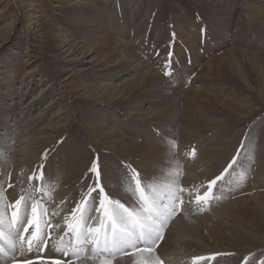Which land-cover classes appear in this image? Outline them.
I'll use <instances>...</instances> for the list:
<instances>
[{"label": "bare ground", "instance_id": "1", "mask_svg": "<svg viewBox=\"0 0 264 264\" xmlns=\"http://www.w3.org/2000/svg\"><path fill=\"white\" fill-rule=\"evenodd\" d=\"M193 1L195 8H200L197 20L182 11L166 18L157 11L154 0L70 1L73 8L70 24L78 26V31L71 29L72 25L60 28L59 50L61 55L70 56V60L91 56L84 69L94 70V75L91 79L87 77L81 88L85 96L102 103L99 109H93V116L84 123L86 139L75 149L71 145L65 146L62 141L69 127L64 117L68 120L69 114H65L61 107L49 116L44 111L46 105L35 112L32 100L26 103L14 96L9 105L0 106V179L5 182V195L10 202L22 194L21 183L28 184V177L43 164L45 175L60 181L47 207L49 211L57 206L63 209L52 220L53 224L62 223L63 217L79 201L81 187L93 182L94 177L87 170L91 154L89 143L90 147L95 143L98 145L96 160L102 165L100 182L109 195L124 202L118 185L127 171L126 165L135 168L141 177L163 178L162 167H174L176 160L181 161L183 147L179 139L185 132L181 131V125L186 131L191 129L190 134L196 139H201L190 142L191 148L202 147L203 132H210L229 120L239 121L258 113L264 106L261 35L256 33L253 36L252 32H241L240 35L235 30V38H238L232 36L228 43L225 41V50L217 53L212 51L216 50L217 43L211 40V31L225 28L227 21L245 30H264V0ZM208 24L211 27L209 32L204 28ZM256 36H260L259 39ZM204 43L212 47L203 51ZM136 47L156 56L141 57L135 52ZM185 50H189L190 55ZM167 61L184 65L185 73L177 75L182 80L176 81L174 76L175 80L171 79L172 76L164 78L163 69L157 71L154 68L159 64L162 68ZM195 66L200 70L193 75ZM204 74L206 83L202 81ZM56 100L52 105L56 106ZM16 105L22 110L19 114L15 111ZM119 105L124 108L117 112L115 108ZM155 127L161 132L153 130ZM249 133L251 140L244 149L237 147L243 141L237 133L234 139L226 137L223 150L205 148L202 156L213 163L214 158L227 156L228 162L239 150L240 163L235 170L238 171L241 165L247 168L250 163L247 157L253 146H258L256 140L264 133V126L255 123ZM167 139H174L177 143L174 158L168 155ZM257 158L259 161L261 155ZM204 165L200 161L190 164L199 170ZM256 169L253 176L249 174L239 185L241 190H238L239 186H234L233 190L232 185L218 182L224 197L212 201L204 215L189 217L182 214L173 220L157 248V254L165 264H215L210 259L215 252L264 246V163ZM185 175L181 179L188 180L187 185L214 177L204 176L202 172ZM195 178L199 180L193 181ZM217 195L221 194L217 192ZM184 196L186 200L190 199L187 193ZM38 197L48 199L47 193H39ZM61 201L65 203L61 204ZM62 231L53 233V236L62 234ZM195 257L207 259L193 260ZM15 260L16 264H27L28 261L41 264L42 260H60L68 264L71 257H63L46 248L40 253H17ZM0 264H5L3 258H0ZM7 264H13L12 258L7 259ZM72 264L84 262L73 260ZM114 264H133V261L125 256Z\"/></svg>", "mask_w": 264, "mask_h": 264}, {"label": "snow or ice", "instance_id": "2", "mask_svg": "<svg viewBox=\"0 0 264 264\" xmlns=\"http://www.w3.org/2000/svg\"><path fill=\"white\" fill-rule=\"evenodd\" d=\"M168 55L171 57L172 53ZM170 66V61L165 62V69H170ZM164 75L171 76L172 73L167 70ZM250 140V133H246L241 142V149H244ZM165 143L168 145V155L174 158L177 153L176 141L167 139ZM185 155L195 158L196 151L193 149ZM240 155L238 150L237 155L220 175L206 184L191 188L181 184L184 173L178 160L175 161L174 167L161 168L163 178L141 177L135 168L126 165L127 171L118 185L124 202L106 192L100 182L97 162L93 161L89 168V173L94 177L93 182L86 189L81 187L79 201L63 217L62 223L58 224H53L52 220L59 216L63 209L57 206L49 211L47 204L58 190L60 181L46 176L43 164L28 177V184L21 183L22 194L12 202L5 195L4 180L0 179V258L5 260V264L8 258H12L13 264H16L17 253H40L48 248L63 257H71L68 264H72L73 260L84 264H114L125 256L132 260L133 264H165L157 254V248L176 216L186 215L189 209L193 213L204 212L212 201L222 198L223 189L218 182L239 186L248 178L251 164L255 160V150L253 148L247 157L250 161L248 167L241 165L236 171ZM225 174H228L227 180ZM87 175L88 173L85 174L86 177ZM34 181L37 184H34ZM8 186L11 187V184ZM204 188L206 190L201 192ZM217 192L221 195H217ZM39 193H47L48 199H40ZM185 193L190 199H185ZM60 203L64 204L65 201ZM61 229L62 234L53 236V233L60 232ZM205 259L207 258H193ZM247 259L248 257H245V260ZM27 264L33 262L28 261ZM41 264L63 262L42 260Z\"/></svg>", "mask_w": 264, "mask_h": 264}, {"label": "rangeland", "instance_id": "3", "mask_svg": "<svg viewBox=\"0 0 264 264\" xmlns=\"http://www.w3.org/2000/svg\"><path fill=\"white\" fill-rule=\"evenodd\" d=\"M70 1L79 0H0V106H2L3 104L6 106L9 105L10 102H13L11 101V98L14 96L17 100L23 99L22 101L26 103L32 100V104H35V112H37L39 108H42L46 105V109H44V111H46L49 116L55 114L56 110L61 107V110H63L65 114H69L68 120L66 117H64L66 123H69V127L67 129L66 134H64L62 141L65 142V146L71 145L73 149H75V147L78 146V143H81L86 139V130L84 129V123L93 116L94 108L99 109L102 101L94 100L90 96H85L84 91L81 88L82 84L86 82L84 80H86L87 77H90L89 79H91V77L94 75V70L84 69L86 65L85 63L89 61L91 56L82 57L79 60H70V56L61 55L59 50L60 41H58V37L60 35V28H65L67 25H72L70 24V17L72 16L73 8H71ZM154 1L157 3V11L166 18H170L171 16H173L174 13L182 11L186 15H191L192 19L197 20L198 13H200V8H195V2L193 0ZM32 15L36 16L33 17ZM204 28L208 30V32L211 30L210 24L205 25ZM71 29L78 31V26L72 25ZM235 30H237L240 35L241 32L242 34H246V32H252L253 36L256 33H259L261 35L259 42L262 41L261 45L264 46V38H262V36L264 37V35H262L264 34L263 29L245 30L242 29L240 26L236 27L232 22L227 21L225 28H218V32H216L215 30L211 31V40L217 43L216 50L212 49V51L214 50L217 53L223 52L227 47L225 41H227L228 43L231 38H238H235ZM204 36V39H206V35ZM256 37L259 39L260 36ZM204 47L205 48L201 50L207 51L208 47L212 46L211 44H209L208 46L207 43H204ZM136 49L135 52L141 57L145 58L146 56H156L155 54H152L150 51H146L143 48L136 47ZM174 51L176 50L174 49ZM185 52L190 55L189 50H185ZM185 52L182 55H185ZM150 65L154 66V64ZM160 66L161 64L157 65V67L154 68L157 69V71L159 69H163L161 72H163L162 75L164 78L166 77L164 75V71L170 70L172 73L171 79H174L175 77L177 79L176 81L182 80L178 79L177 75L180 76V74L185 73L186 70L185 67L182 68L184 65H174V63L172 62L170 69H165L164 66L160 68ZM193 69V75H195V73L199 72L200 67L195 66L193 67ZM203 78L204 80L202 81H205L204 83H206L207 78L205 74ZM186 80L187 79L183 80L182 83H184ZM3 94H5L4 100L2 97ZM52 98L53 102L54 99H57L56 106L52 105L53 102L49 104L48 101H51ZM122 108H124V105L116 106L115 111L120 112V109ZM15 111L19 114L22 110H20V108H18V105H16ZM255 123L259 124V126H264V106L259 108L258 113L254 117L245 118L239 121H236L234 119L229 120L225 122V124L216 127L210 132L207 131L209 135L207 134V132H203V146L201 147L200 145H198L197 147H192L197 152V156L195 158L188 157L185 155V153L192 151L190 142H194L196 140L201 141V139H196L195 136H192L190 134L191 129H187L186 131L185 127L181 125V131H185L183 132L184 135L183 133H181L182 137H180L179 139V142L180 144H182L183 147V149H181L183 156L181 157V161L179 162V164L182 166L183 169H186L183 170V175L186 174L185 176H192V173L194 172H202L204 176H214L212 177V179L220 175L219 173L223 172V170L228 166L232 159L227 162V156L223 158H214L213 160H215V163L217 162L216 165L215 163H213V160V162H211L210 160L204 159V156H202V152L205 153V148L211 149L212 151L223 150V145L225 143L224 140H226V137L234 139L237 133L240 134V138L244 140L245 134L249 133L252 130V126ZM153 130H155L157 133L161 132L156 127ZM188 132L189 134H187ZM213 134L216 135L214 136ZM263 134L264 133H262V136H260V138H257L256 140L258 146H253L255 150V160L254 163L251 164V171L249 173L251 176H253L256 172V167H259L260 163H264ZM97 146L98 145L95 143L93 146L90 147L89 143V149L91 151V154L88 158V171L92 165V162H97ZM219 146L221 147L219 148ZM237 147L239 148V150H241V143L238 144ZM106 150H108L109 152V149ZM106 150L104 148V151ZM236 155L237 154H235L234 156ZM260 155L261 162L260 160H257V156ZM41 157L43 158V155ZM198 157L201 160H199ZM193 161H200L203 165L205 164L202 170L191 167L190 164ZM211 164L215 167H211ZM97 166L100 171L102 167L101 163L97 162ZM189 167H191V169ZM205 169L206 172H204ZM26 171V169L23 170L25 175H27ZM232 171L233 170H230V172ZM90 176H92L91 173ZM225 176L228 177V174H225ZM196 179L198 178L192 180L196 181ZM190 180L191 179H189V182ZM211 180L202 179L199 180L200 182L197 181L196 184L193 183L191 185H187L186 182L188 180L186 181L184 179H181V182H183L181 184L183 187H185L184 185L186 183L187 188H191L192 186L201 185L204 183L206 184L207 181ZM82 187L86 189L88 186ZM231 189L234 190L233 185ZM241 189L242 187L239 186L238 190ZM204 190H206V188H204L202 192ZM78 196L80 197V190L78 192ZM223 197L224 195H222V198ZM235 197L236 196H234V198ZM222 198L218 200L220 201ZM204 212L193 213L190 209V211H187L186 215H189V217H196L204 215ZM191 213L193 214V216H190L192 215ZM180 215L182 214H178L176 218ZM186 215L184 214V216ZM217 253L218 252H215L212 256H210L212 263L213 261L215 262V264H261V262H264V246H258L249 249H247L246 247V249H241V251L231 250L221 251L218 254ZM220 253L221 255H219ZM220 256L221 259H219ZM245 257H248V259L245 260Z\"/></svg>", "mask_w": 264, "mask_h": 264}]
</instances>
